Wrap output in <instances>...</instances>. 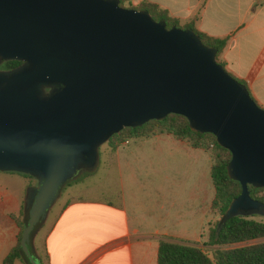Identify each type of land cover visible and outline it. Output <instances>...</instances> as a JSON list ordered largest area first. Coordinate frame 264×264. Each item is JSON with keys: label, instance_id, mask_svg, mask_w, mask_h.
Returning <instances> with one entry per match:
<instances>
[{"label": "water", "instance_id": "95a60500", "mask_svg": "<svg viewBox=\"0 0 264 264\" xmlns=\"http://www.w3.org/2000/svg\"><path fill=\"white\" fill-rule=\"evenodd\" d=\"M215 54L192 30L118 0H0V59L22 62L0 72V171L35 180L26 223L94 167L111 134L167 114L229 152L240 192L222 219L264 214L247 191L264 187V109Z\"/></svg>", "mask_w": 264, "mask_h": 264}, {"label": "crops", "instance_id": "0c3cea01", "mask_svg": "<svg viewBox=\"0 0 264 264\" xmlns=\"http://www.w3.org/2000/svg\"><path fill=\"white\" fill-rule=\"evenodd\" d=\"M128 2L154 3L180 26L189 23L197 32L223 39L218 61L264 108V0ZM110 152L104 168L112 188L108 182L105 188L92 185L89 196L68 197L55 219L46 226L44 220L37 229L46 227L41 254L37 230L33 233L30 246L39 264H155L161 238L209 250L202 242L217 215L210 209L213 187L206 151L156 133ZM133 164L150 171L151 193L126 187L135 177L127 170ZM34 185L26 174L0 171V264L16 242L17 220L23 224Z\"/></svg>", "mask_w": 264, "mask_h": 264}, {"label": "trees", "instance_id": "16d2710c", "mask_svg": "<svg viewBox=\"0 0 264 264\" xmlns=\"http://www.w3.org/2000/svg\"><path fill=\"white\" fill-rule=\"evenodd\" d=\"M118 4L145 11L153 20L163 21L166 28L175 26L192 30L204 45L215 49L216 62L223 67V64L217 60V55L224 46L223 39L212 38L197 32L189 23L180 26L176 19L168 16L165 10L154 3L141 2L132 6L128 0H118ZM156 133L169 134L176 140L186 142L192 148L203 149L208 153L210 158L209 175L213 187L210 209L217 215L218 220L213 223V226L208 227L206 240L202 242L204 246L210 247L209 253L206 249L193 243L161 238L158 240L156 248L155 264H264V240L247 243L251 240L264 238V221H256L246 216L222 219L229 202L239 194L240 186L227 174L229 152L217 144L212 134L193 131L188 127L184 117L167 114L159 120H149L140 126L122 128L117 133L111 134L106 143L109 150L114 151L121 147L124 141L146 138ZM67 183L68 181L62 186ZM259 190H264V187L247 185L248 195L264 204L263 198L255 195ZM25 220L27 218H24L23 224L17 220L19 229L17 239L3 257V264L27 260L22 253L19 241L21 231L26 223ZM238 243L243 244L232 246Z\"/></svg>", "mask_w": 264, "mask_h": 264}, {"label": "rangeland", "instance_id": "374dc122", "mask_svg": "<svg viewBox=\"0 0 264 264\" xmlns=\"http://www.w3.org/2000/svg\"><path fill=\"white\" fill-rule=\"evenodd\" d=\"M122 7L127 6L123 5ZM216 60V58H215ZM218 60V59H217ZM258 105V104H257ZM261 107V106H259ZM264 109L263 107H261ZM126 143V141H124ZM112 153L109 151L108 145L106 142L100 144L97 147V161L94 167L91 169H80L69 181L66 185L62 186L58 192V195L54 198L52 203L49 205L48 209L46 210L44 216L38 220L36 223H29L24 225V230H26V234L22 237L21 240V250L22 253L25 255L26 259L25 261H22L23 264H38V258L33 253L31 246H30V238L32 237L33 233L38 229L39 225L45 220V226L48 222H51L55 219L57 213L59 212L63 202L68 197H75L76 195L79 196H89L90 191L88 188L90 186H101V188H105L107 186V182L109 183V188H112L111 182L108 180V175L105 174V160H107L108 157H110ZM129 172H134L133 175L135 177L130 180H128V184L126 187L128 189H134L138 188L139 190H144L145 193H151L153 188V179L151 176L150 171L147 170V168L143 165L139 164H133L128 167L127 169ZM144 182V186H142V183ZM256 196H260L264 200V190H259L255 193ZM29 208L26 207V215L25 218H27L29 211L27 210ZM247 218H251L256 221H264V214H250L246 215ZM218 220V218H217ZM26 222V220H25ZM215 221L211 222L210 226H213ZM37 224V225H36ZM42 227L39 230L36 231V246H37V252L38 254H41V248H42V240L41 236L44 234V230L46 227ZM28 238L27 240L25 239ZM38 240V241H37ZM264 238L251 240L247 243L252 242H258L262 241ZM40 241V243H39ZM243 243L233 244L232 246H239ZM209 253V250L206 249ZM29 261V262H28ZM14 264H20V263H14Z\"/></svg>", "mask_w": 264, "mask_h": 264}, {"label": "flooded vegetation", "instance_id": "af4514ba", "mask_svg": "<svg viewBox=\"0 0 264 264\" xmlns=\"http://www.w3.org/2000/svg\"><path fill=\"white\" fill-rule=\"evenodd\" d=\"M21 64H22V62L19 61V60H5V59H0V72L10 71V70H12V69H14L16 67H19ZM30 193H32L34 195L35 194V191L30 190L29 193H28V195H27V201H26V207L27 208L30 207L31 202H32V199H33V198H30L29 199V194Z\"/></svg>", "mask_w": 264, "mask_h": 264}]
</instances>
